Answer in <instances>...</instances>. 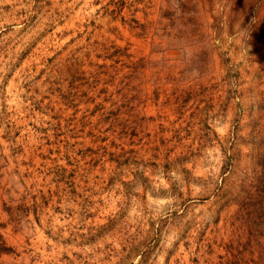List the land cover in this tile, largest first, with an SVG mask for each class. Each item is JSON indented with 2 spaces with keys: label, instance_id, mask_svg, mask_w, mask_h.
<instances>
[{
  "label": "rangeland",
  "instance_id": "1",
  "mask_svg": "<svg viewBox=\"0 0 264 264\" xmlns=\"http://www.w3.org/2000/svg\"><path fill=\"white\" fill-rule=\"evenodd\" d=\"M0 264H264V0H0Z\"/></svg>",
  "mask_w": 264,
  "mask_h": 264
}]
</instances>
